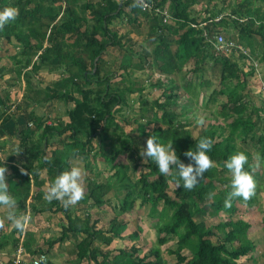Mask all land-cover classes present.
<instances>
[{
  "label": "rangeland",
  "instance_id": "obj_1",
  "mask_svg": "<svg viewBox=\"0 0 264 264\" xmlns=\"http://www.w3.org/2000/svg\"><path fill=\"white\" fill-rule=\"evenodd\" d=\"M31 1L30 6H34L37 2V0ZM98 1L43 0V7L47 10L49 4L53 3L58 8L62 7L61 10L68 6L74 10V14L71 12L66 16V20L71 17L79 19L75 24L79 33L74 31L66 35L69 42L72 43L76 41L80 33L86 32L90 35L94 31L95 25L100 26L102 24L94 17L91 10L84 8L85 3H97ZM244 2L249 3L248 6L251 9L261 7V19H258L256 23L264 22V3L262 0H200L189 8L188 5L185 6V10L195 12L197 20L200 21L208 17L212 11L217 13L215 16H218L216 18L219 19L221 15H227L235 9H242ZM165 3L171 7V12L174 15L171 0H167ZM0 9H2V3H0ZM238 16V14L225 16L229 17V25L228 27H221V30L230 39H238V36H242L244 42L256 50L258 61L264 66L263 37L258 34L243 32L242 28L246 25L249 17L244 14L240 20L241 22H235L234 19ZM129 17V15L123 14L114 18L109 24L111 29V35L109 36H106L102 30L97 31V37L103 41L111 42L115 32L118 35L126 34L132 40V43L128 46L124 43L121 47L109 46L107 53L103 56L100 73L95 75V77L101 78L108 75L112 89L127 98L126 102L118 105L122 109L117 114L120 126L115 125L108 131L103 132L105 136L103 147L100 144V134H96L92 138L91 144L86 146L88 147L87 157L78 155L74 149L66 144L71 140L69 137L70 131L62 134L66 138L65 143L56 136L49 134L50 142L53 141L49 149L50 155L65 156L69 159L71 166L79 165L84 169L85 196L77 204L69 207L70 215L75 216L91 212L95 216H103L106 219L117 215L122 222H125L126 229L122 235L116 237L109 246L102 245L105 249L111 250V253L119 251V249H127L132 253V246H135L137 253L133 254L143 257L147 251L154 248L159 251V254H151L145 262L151 260L153 264H187L197 254L194 243L188 245L182 251L186 261L180 262L175 252L178 247V236L170 234L168 241L160 242V220L152 218L151 215L158 216L159 211L163 209V202L159 201L157 210L154 211L151 205H145L139 198L133 209L123 210L122 203L125 190L121 187L124 182L121 183L115 175L116 167L114 164L101 156V150L112 153L115 148L122 146L121 137L131 135L135 139L132 151L121 154L118 159V161L130 165L125 181L129 183L130 180H136L142 174V171L147 170L148 158L141 155L142 148L146 147L147 136L141 135L140 132L139 134L135 133L136 129L134 128L138 127L140 122H149L152 126L156 123V120H152L151 116L157 114L153 102L161 96L162 89L158 84H160L162 75H159L156 64L142 69L143 63L140 53L142 51L153 52L158 43L157 39L160 37L169 39L173 50H176L179 36L185 30L183 21L176 22V20H173L170 23H165L159 16H154L151 13H149V16H138L137 21H131ZM154 26H156L157 34H153V31H155ZM32 43H37V40L32 39ZM212 47L211 55L205 58L191 57L178 61L177 77L174 76L172 79L166 77L168 81L165 84H181L180 86H183L184 89L188 86L187 102L191 103V115L194 119V126L191 127L193 136L198 135L206 127L215 125L219 137H214V140H217L218 138L228 137L231 131V123L237 117L228 108L227 96L220 91L221 89L226 86L237 88L239 91L238 96H236L237 99L241 95L248 96V108L244 112L245 118L257 119L258 112L255 107L261 109L264 107V97L255 95L258 91L257 86L255 90L253 89V95L249 92L245 71L241 72L240 82L233 80L229 81L227 85L224 84L221 71V59L223 58L221 56L223 55L214 46ZM28 49L17 36L0 34V115L7 113L11 116L7 122L0 123V161L7 165L5 175L9 183V190L17 199V213L23 212L30 216L26 229L21 231L8 219L6 206L0 205V264H10L14 259L20 258L22 255L26 256V254L29 259L27 263L33 264L34 257L43 251L51 254L57 264H73L76 261V255L75 248L71 243L77 242L79 236L77 233H70L68 240L62 239L63 228L68 224V216L64 211L42 209L53 202L47 201L44 198V193L55 177V169H48L44 166L41 158L35 162V165L40 166V179L37 183L32 184V197L27 201V206H24V202L17 191L24 187V183L20 180L21 176L29 171L26 165L27 153L20 146L22 136L28 135L30 142L36 143L38 146L42 145L44 143L42 139L45 125L66 123L70 119V110L74 106L72 101L68 102L64 97L52 98L51 93L66 92L70 94L73 91L75 101H78L81 99V93L77 87L82 86L75 83L72 84L70 89L62 86V81H72V76L69 77V74L73 71H68V65L59 64L58 58L53 59L51 64L39 68L34 67V62L40 52L35 54L36 50L34 49L25 53L24 51ZM72 50L77 56L84 54L78 46L73 47ZM74 68L76 70V67ZM91 87L97 88V83L91 84ZM130 89L134 91L132 92ZM138 89L145 90L138 92ZM139 95L145 98L150 109L149 112L145 113L143 120L139 117ZM261 115L264 118V110ZM134 117L141 120L136 122ZM89 137V134L84 131L77 135V138L82 141H87ZM234 138L236 143L235 152L244 151L249 157L247 163L256 179V190L250 199L233 198L238 206V210L234 213L220 212L215 216L209 214L197 215L196 218L203 219L208 226L217 225L222 219L227 218L249 221L251 227L248 231V237L253 241L255 248L251 254L243 257L239 262H242V264H264V157L259 151L258 144L251 137H244L243 134L235 133ZM257 152L262 157L259 166L256 163ZM215 165L218 167L217 174H209L207 177L211 176L216 182L217 189L214 196L225 200L231 190L232 173L226 167V162L223 164L215 163ZM101 183L110 184L113 188L102 197L101 204L91 206L93 199L88 198L91 189L96 184ZM175 187L176 184L172 180L168 188L170 194H174ZM171 212L169 210L170 215ZM138 225L141 226L140 235L135 238L132 234ZM238 244L236 241L230 242L228 247L231 249ZM99 258L102 259V255ZM79 264H96V262L85 261Z\"/></svg>",
  "mask_w": 264,
  "mask_h": 264
},
{
  "label": "trees",
  "instance_id": "obj_2",
  "mask_svg": "<svg viewBox=\"0 0 264 264\" xmlns=\"http://www.w3.org/2000/svg\"><path fill=\"white\" fill-rule=\"evenodd\" d=\"M166 1L158 0L160 4H166ZM199 1L171 0L174 16L179 18L176 22L183 21L185 27V30L179 36L176 50H173L169 39L160 37L157 39L158 43L153 52L142 51L140 53L143 63L142 69L156 64L159 75H162L160 84H158L162 89V93L153 102L157 114L151 117L152 120H156V123L152 126L149 122H140L138 127L134 128L136 129L135 133L139 134L140 132L141 135L147 136V139L150 135L157 136L164 143L173 141V147L176 149L180 159L185 163L191 161V158L186 156L185 152L190 148L196 150L197 141L202 137H209L213 143V147L209 150L212 159L217 164H223L235 153V133L243 134L244 137H251L255 140L259 146V151L264 157V118L261 115L264 107L262 109L255 107V110L258 112L257 119H253L252 117L245 118L244 112L248 108V96L241 95L237 99L236 96L239 94L237 88L226 86L220 91L226 94L227 106L237 116L231 123L230 134L223 139L218 138L214 140L217 136V128L215 125H210L198 133V135L193 136V129L191 127L194 126V119L191 115V103L187 102L189 95L188 86L182 89L176 83L165 84L168 81L166 77L172 79L176 76L179 69L178 61L191 57L205 58L211 55V47L213 45L205 40L203 31L205 28L212 31L215 29L221 30V27H228L229 17L225 16H235L238 14L239 16L235 17L234 21L241 22L240 20L245 14L249 19L248 21L245 20L246 25L242 28V31L261 35L264 39V22L256 23L258 19H261V7L251 9L248 6L249 3L244 2L242 9H235L227 15H221L219 19L216 18L218 16H215L217 13L212 11L208 17L200 21L197 20L195 12L192 13L188 9L185 10V6L188 5L189 8ZM262 1L264 3V0ZM0 3H2V8L11 5L19 9V15L16 19L0 28V34L17 36L26 48H29L24 51L25 53L34 49L36 50L35 54L40 52L34 62V67L39 68L43 65L51 64L53 59L58 58L59 64L68 65V71H73L69 74V77L72 76V81L64 80L61 82L62 86L69 89L72 88L73 83L82 86L77 87L81 93V99L78 101H75L73 91L70 94L66 92L51 93L50 96L52 98L64 97L68 102L72 101L74 106L70 110V119L66 123L45 125L42 139L44 143L42 145L38 146L36 143L30 142L28 135L22 136L20 146L27 153L26 165L29 171L21 176L20 180L24 183V187L18 189L17 194L23 200L24 206H27V201L32 197V184L37 183L40 179V166L35 165L38 159L41 158L43 165L48 169H55V176L71 167V163L67 157L50 155L49 149L53 141L50 142L49 134L56 136L60 141L62 140L65 143L66 138L62 134L70 131L69 137L71 140L66 142V144L74 149L78 155L87 157L88 147L86 146L91 144L92 138L96 134H100V144L103 147L105 144L103 132L108 131L115 125L120 126L117 114L122 109L118 105L126 102L127 98L112 89L108 75L103 78L95 77V75L100 73L99 70H101V66L103 65V56L107 53L109 46L115 45L121 47L123 43L128 46L132 43V40L126 34L118 35L115 32L111 42L103 41L97 37V31L102 30L106 36L111 35L109 24L114 18L120 17L123 14L129 15L131 21H137V17L140 15L149 16V13L154 16L158 15L154 11L140 6L141 4L137 0H123L122 2L120 0H99L97 3L87 2L84 8L91 10L94 17L101 21L102 24L100 26L95 25L94 31L90 35L86 32L80 33L76 41L70 43L66 35L74 31L78 32L75 24L79 19L71 17L66 20V16L69 13L72 12L74 14V10L69 8V6L61 10L62 7L58 8L53 3H50L48 9L45 10L43 0H37L34 6H30L31 0H0ZM201 23H205V27L200 26ZM154 28L153 34H157L156 26ZM32 39L37 40V43L33 44ZM238 41L245 46L247 45V47L249 46V50L257 58L256 50L248 43H245L242 36H238ZM76 46L83 51V55L77 56L74 54L72 48ZM220 54L223 55L219 56L223 57L221 59V71L224 84L227 85L229 81L233 80L240 82L241 72L245 71L247 73L246 83L249 87V92L253 95L250 80L252 79L251 76H254V64L245 59H241L242 61L240 59L237 60L235 59L236 57L225 53ZM247 66L248 71H246ZM74 67H76V70ZM184 81L186 80L184 79ZM93 83H97V88L91 87ZM144 90L138 89V92ZM255 95L264 97V92ZM138 105L140 110L139 117L143 120L145 113L149 112L150 109L145 98L140 95ZM10 118L11 116L7 113L1 114L0 123L7 122ZM134 118L136 122L141 120L138 117ZM81 131L89 134L90 137L87 141L77 138V135ZM121 138L123 141L122 146L115 148L112 153L101 150V156L114 164L116 167L115 175L121 183L124 182L121 187L125 190L122 203L123 210L133 209L140 198L141 202L145 205H151V208L156 211L159 201H162L164 204L163 209L159 211L158 216L155 214L151 216L160 220V242L164 243L168 241L170 234L178 236V247L175 252L180 262L186 261V257L182 254V251L188 245L194 243L197 248V254L187 264H242L239 260L251 254L255 248L253 241L248 237V231L251 227L249 221L227 218L222 219L217 225L208 226L203 219L196 218L197 215L204 216L205 214H209L215 216L220 212L234 213L238 210L235 199H232L230 207H226L225 200L214 196L217 185L214 179L211 176L207 177V175L217 174L218 167L214 165L212 168H209L194 188L186 189L181 185L174 188V194L172 195L169 193L168 188L172 180L175 182L176 172H171L169 175L160 173L156 162L148 158L147 170L142 171V174L136 180H130L128 183L125 180L130 165L118 161V159L121 154L132 151L135 139L131 135ZM245 168L251 172L247 162ZM112 188L113 186L110 184H96L88 196L89 199H93L91 206L101 204L102 197ZM42 209L64 211L68 216V224L63 228L62 239L68 240L70 233H77L79 236L77 242L71 243L75 248L76 255V261L73 264L85 261L96 262V264H153L151 260L148 262H145V260L151 254H159L157 249L151 248L143 257H140L133 254L137 253L135 246H132V253L127 249H119V251L117 250L112 253L110 252L111 250L105 249L102 245L109 246L126 229L125 222H122L117 215L109 219L103 216H95L91 212L72 216L69 214V207L65 208L59 200H53L50 205L44 206ZM169 210L172 211L171 215L169 214ZM164 217L167 218L165 219ZM140 230L141 226L138 225L132 236L138 238ZM235 241L239 244L230 249L228 243ZM100 255H102V259L99 258Z\"/></svg>",
  "mask_w": 264,
  "mask_h": 264
},
{
  "label": "clouds",
  "instance_id": "obj_3",
  "mask_svg": "<svg viewBox=\"0 0 264 264\" xmlns=\"http://www.w3.org/2000/svg\"><path fill=\"white\" fill-rule=\"evenodd\" d=\"M18 15L19 9L15 6L9 5L0 9V28L15 20ZM212 147L211 138H200L197 141L196 150L190 148L185 152V155L191 158L190 162L185 163L173 147V141L164 143L157 136L150 135L146 141V147L142 148L141 155L153 159L158 165L160 173L176 172V187L182 185L183 188L192 189L199 183L204 173L215 165V161L209 153ZM248 159L246 152L237 151L226 160V167L232 173L231 190L225 199L226 207L231 206L232 199L235 197H242L245 200L250 199L256 190V179L245 168ZM261 162V154L257 152V166ZM6 171L7 165L0 163V205L6 206L8 219L17 229L23 231L30 221V216L23 212L17 213V199L9 190V183L5 175ZM83 180L84 169L79 165H73L54 177L44 193V198L49 202L59 200L65 208L75 205L85 196Z\"/></svg>",
  "mask_w": 264,
  "mask_h": 264
},
{
  "label": "built area",
  "instance_id": "obj_4",
  "mask_svg": "<svg viewBox=\"0 0 264 264\" xmlns=\"http://www.w3.org/2000/svg\"><path fill=\"white\" fill-rule=\"evenodd\" d=\"M137 1L146 9L154 11L155 14L158 15L165 23H170L173 20H177V18L172 14L170 6L167 4H160L158 0ZM200 26L205 27V23H201ZM203 36L207 42L212 44L217 49L218 52L236 57L235 59L237 60L245 59L248 62H252L254 64L255 71L254 76H251L252 79L250 80L251 89L255 90V87L257 86L259 92L256 91V93L264 92L263 66L258 61V59L255 58L247 46L240 43L236 38H228L226 34L219 29L210 31L209 29L205 28L203 31ZM246 71H248V66L246 67ZM10 264H25V261L20 257L14 259ZM33 264H56V262L48 252L43 251L39 252L34 257Z\"/></svg>",
  "mask_w": 264,
  "mask_h": 264
},
{
  "label": "crops",
  "instance_id": "obj_5",
  "mask_svg": "<svg viewBox=\"0 0 264 264\" xmlns=\"http://www.w3.org/2000/svg\"><path fill=\"white\" fill-rule=\"evenodd\" d=\"M181 85V84H180ZM180 88H184L183 86H180ZM81 238V237H80ZM50 256H51V254H50ZM52 257V256H51ZM24 261H25V264H30V263H27L28 261H29V259H28V255L26 254V256H24V255H22V257H21ZM26 258V259H25ZM53 258V257H52ZM53 260L55 261V258H53ZM56 262V261H55ZM57 264V263H56Z\"/></svg>",
  "mask_w": 264,
  "mask_h": 264
}]
</instances>
